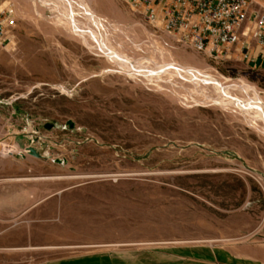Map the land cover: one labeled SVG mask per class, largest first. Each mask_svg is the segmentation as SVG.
Returning a JSON list of instances; mask_svg holds the SVG:
<instances>
[{
    "label": "rangeland",
    "instance_id": "obj_1",
    "mask_svg": "<svg viewBox=\"0 0 264 264\" xmlns=\"http://www.w3.org/2000/svg\"><path fill=\"white\" fill-rule=\"evenodd\" d=\"M71 1L108 23L92 18L96 34L122 29L134 41L68 38L22 16L26 2L0 0L11 9L0 47V264L189 243L264 254V123L253 102L239 109L238 90L221 107L223 91L202 82L207 68L264 101V65L180 45L126 0ZM196 70L202 80L187 85ZM197 88L210 95L188 94Z\"/></svg>",
    "mask_w": 264,
    "mask_h": 264
},
{
    "label": "built area",
    "instance_id": "obj_2",
    "mask_svg": "<svg viewBox=\"0 0 264 264\" xmlns=\"http://www.w3.org/2000/svg\"><path fill=\"white\" fill-rule=\"evenodd\" d=\"M141 6L153 27L180 45L219 58L239 47L242 58L252 42L264 46V0H126ZM0 8V47L6 42V16Z\"/></svg>",
    "mask_w": 264,
    "mask_h": 264
},
{
    "label": "bare ground",
    "instance_id": "obj_3",
    "mask_svg": "<svg viewBox=\"0 0 264 264\" xmlns=\"http://www.w3.org/2000/svg\"><path fill=\"white\" fill-rule=\"evenodd\" d=\"M17 3H23L22 1H24V3L26 2L27 4H29L30 8L27 9V8H21L20 10V14L22 16H27V17H31L32 19H34L35 17H39L38 19H40L42 22H44L45 24H49L50 27H51V30H55L57 31L59 34H63L64 36L68 37V38H74V39H78V40H85L86 39H92V40H95V38L99 41L100 40H103L105 39L106 41V38L108 39H111L112 40V36L116 35V37H118V39L122 38L124 41H129V42H132L134 41L132 38H131V35L128 36V34L126 35L124 31H122V29H118V30H113V29H110L112 34L109 33L107 35L103 34V33H99V34H96V31L97 30H94V25L92 26L93 24V19L96 18L97 19V22L99 23V25L101 27L103 26H107L108 23H106L105 20H103V18L101 17H98L96 15V13L94 12V10L92 8H90V6H88L87 4H81V6L77 7V8H69V6H72V1L71 0H64L63 2L61 0H14ZM108 1V0H107ZM44 3V4H43ZM90 5V4H89ZM111 7V6H110ZM113 7V6H112ZM82 8V9H81ZM85 9H87L85 12L83 11ZM114 9V8H113ZM18 11H19V8H18ZM102 13V11H101ZM105 14V13H104ZM103 14V15H104ZM108 14H111V13H107ZM116 14V13H115ZM106 15V16H107ZM116 17V16H115ZM117 17H120L118 18L120 21L122 20V17L121 15H117ZM30 18V19H31ZM93 18V19H92ZM117 19V20H118ZM29 20V19H28ZM74 21L76 22H79L80 25H75ZM124 20H122L123 22ZM31 22V21H30ZM74 23V24H72ZM33 24V23H32ZM43 25V24H42ZM49 25H46L47 27ZM70 25V26H68ZM40 26V25H39ZM118 26V25H117ZM122 27V26H121ZM115 29V28H114ZM43 30V29H41ZM54 31V32H55ZM101 31V30H100ZM108 31V30H107ZM140 31V30H139ZM142 31V30H141ZM144 31V30H143ZM49 32L50 29H49ZM127 33V32H126ZM142 33V32H141ZM145 33V31H144ZM48 34V33H47ZM50 34V33H49ZM108 36V37H105V36ZM146 36V34L142 35L141 34V39H143V37ZM128 37V38H126ZM148 37H152L151 35H148ZM135 38V37H134ZM149 41V40H148ZM106 42H111L112 41H106ZM86 43V42H85ZM95 43V42H94ZM115 43V42H114ZM122 43V42H121ZM139 43V42H138ZM87 44V43H86ZM107 44V43H106ZM113 44V43H112ZM117 44H120V43H117ZM94 45V44H93ZM124 46V45H123ZM140 46L141 48H143L145 51L148 52V54H154L157 55L156 53V49H155V45L152 44V42H146L145 41H140ZM104 47V46H103ZM119 47V46H118ZM128 47V46H126ZM108 51V50H107ZM115 51V50H114ZM142 51V50H141ZM124 52V51H123ZM134 53L133 51H128V53ZM108 53V52H107ZM126 53V52H125ZM135 53L139 54L138 52L135 51ZM134 53V54H135ZM182 53V52H181ZM110 54V53H109ZM143 54V53H142ZM142 54H139L142 58H144L145 56L147 55H142ZM119 55V53H118ZM130 55V54H129ZM136 55V54H135ZM109 56V55H108ZM123 56V55H122ZM138 56V57H140ZM161 56V55H160ZM137 57V58H138ZM159 58V56H158ZM119 59V58H118ZM122 59V58H121ZM162 59V58H161ZM124 60L126 62H131L127 56L126 58H124ZM141 60V59H140ZM134 61V59H133ZM135 62V61H134ZM144 62V61H143ZM137 63V62H135ZM196 66V65H195ZM205 66V65H204ZM128 67V66H127ZM134 67V66H132ZM197 68V67H196ZM152 70V69H151ZM150 70V71H151ZM149 71V69H148ZM199 70H196L194 76L191 75V77L188 78V84L189 86H193L192 84L193 83H199V82H196V81H201L202 79V82H204V80L210 83H213L212 85H215L218 90H222L223 92V97L221 98V100H223V98L225 99L223 101V103H220L218 102L217 104L215 105H218V106H221V107H225L226 105L230 104L229 102L232 100L230 95H236L234 93L233 90H238L239 92V95H236L238 98H239V103H241V106L239 103L236 102V105L239 107V109L243 112V111H246L245 108L248 107V102H253L255 104V106L253 108H256L254 109V115H259V118H256V117H251L252 119L256 120H260L264 123V101L263 99L260 97V95L251 87H239L237 86L236 84L228 81L226 78L222 77L220 74L218 73H213V72H210L207 68L202 70V72H204V76L203 78L201 79V77H198V72ZM143 73V72H142ZM151 73V72H150ZM152 74H154L152 72ZM151 74V75H152ZM201 74V73H200ZM184 77V76H183ZM153 76H147L146 77V80L149 79V80H152ZM179 80V79H177ZM158 82V81H157ZM192 82V83H191ZM181 83V82H180ZM201 83V82H200ZM206 83V82H205ZM182 84V83H181ZM204 84V83H203ZM159 85V84H158ZM176 85V84H175ZM206 85V84H205ZM161 86V85H159ZM163 86H166V84L162 85L161 87L162 88H165ZM169 87H173L174 85H167ZM181 87V86H180ZM214 87V86H213ZM168 87H166L165 89H167ZM178 88V87H177ZM207 88V87H205ZM210 88V87H209ZM212 88V87H211ZM188 89V88H187ZM176 90V89H175ZM211 90V89H209ZM214 90V89H213ZM217 90V91H218ZM188 92V91H187ZM221 91H219L220 93ZM237 93V92H236ZM189 95L193 96L195 99H199V98H202L203 96H206V95H210V93H206L204 92L203 88L202 89H195L194 91H189L188 92ZM176 95V94H175ZM186 95V94H185ZM220 97V96H219ZM217 96H215V98H219ZM229 97L231 100H229ZM234 98V97H233ZM211 99V98H210ZM235 99V98H234ZM237 99V98H236ZM209 99H207L208 101ZM238 100V99H237ZM215 101H218V100H215ZM220 101V100H219ZM205 102V101H204ZM213 103V100L210 101ZM209 102V103H210ZM232 103H234L232 101ZM243 106V107H242ZM251 106V105H250ZM252 108V107H251ZM252 108V109H253ZM249 113V112H247ZM258 117V116H257ZM257 121V120H256ZM255 127V126H254ZM261 131L262 133H264V127H261Z\"/></svg>",
    "mask_w": 264,
    "mask_h": 264
},
{
    "label": "crops",
    "instance_id": "obj_4",
    "mask_svg": "<svg viewBox=\"0 0 264 264\" xmlns=\"http://www.w3.org/2000/svg\"><path fill=\"white\" fill-rule=\"evenodd\" d=\"M238 49L235 46L240 54ZM246 55L247 62L264 65V46L252 42ZM16 143L19 145L18 141ZM28 207H31V203ZM248 247L236 249L213 243L172 244L158 248L120 247L31 264H264L263 252L258 248Z\"/></svg>",
    "mask_w": 264,
    "mask_h": 264
}]
</instances>
